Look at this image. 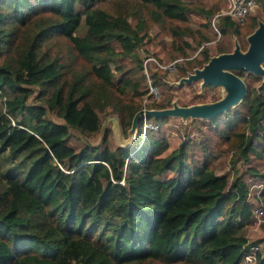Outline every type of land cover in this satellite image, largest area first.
I'll use <instances>...</instances> for the list:
<instances>
[{"label":"trees","instance_id":"16d2710c","mask_svg":"<svg viewBox=\"0 0 264 264\" xmlns=\"http://www.w3.org/2000/svg\"><path fill=\"white\" fill-rule=\"evenodd\" d=\"M225 1L205 8L186 0H0V153L27 163L0 173V264H246L241 255L253 241L244 228L256 205L246 197L247 178L264 182L259 76L236 71L245 83L242 108L222 121L212 116L217 123L201 127L196 147L183 137L167 149L164 116H137L135 137L127 133L147 88L136 45L148 27L160 30L154 37L171 36L170 57L185 56L211 38L189 28L187 11L208 16ZM254 16L219 14L215 22L245 48ZM209 55L201 45L174 62L177 73ZM124 57L133 64L123 66ZM149 75L163 85L158 69ZM107 104L131 142L112 143L106 126L97 141L86 139L99 131ZM47 110L62 121H47ZM220 146L250 163L231 175L215 170ZM255 264H264L259 251Z\"/></svg>","mask_w":264,"mask_h":264},{"label":"rangeland","instance_id":"374dc122","mask_svg":"<svg viewBox=\"0 0 264 264\" xmlns=\"http://www.w3.org/2000/svg\"><path fill=\"white\" fill-rule=\"evenodd\" d=\"M186 1H201L204 2L205 8H208L210 5V0H186ZM257 4V5H256ZM249 9V12L254 13V25L251 30L257 25L258 21H264V8H262L258 3ZM224 4L220 5L214 11L210 12L208 16H205L203 13L195 12V11H187V24L189 25L190 29H203L207 31L211 38L208 40H203L199 44L195 45L194 47H187L186 48V55L185 56H174L170 57L166 47L171 42V36L169 34L163 33L160 34L159 37H154L155 32L160 31L156 25H151L146 30L147 37H144L143 40L140 41L138 45H136L137 52L139 54L141 64H142V71L144 72V79L146 83L152 82L151 76L149 75V68L158 69V71L162 74L163 85L159 87L156 84V91L154 94H149L146 90L140 94L139 98V106L133 112L143 108H160V107H153L149 105L153 101H162L165 102L168 99V104L161 107H171L174 104L176 105H190V104H198V103H208L215 99L221 97L226 88L223 84L219 83H204L200 77L190 78L189 80H185L181 78L182 76L186 75L187 72L193 71L195 67H192L190 70H187L184 74L179 75L177 73L176 67L174 66L175 61H180L182 58H192L198 54V50L201 45L206 44L207 49L210 52V55L215 52L214 46L217 42L221 44H228L229 50L234 46L235 43L238 44L239 49L243 50L241 46H239L238 40L235 36L227 33L225 35L220 34L219 29L216 25V17L215 15L220 9H222ZM258 8V9H257ZM257 9V10H256ZM204 22H208V24H203ZM250 30V31H251ZM144 29L140 28L137 33L140 35ZM249 31V32H250ZM245 33V47L247 45L246 36L249 33ZM189 37V33L185 35ZM154 37V38H153ZM262 65L263 60L260 61ZM121 64L123 66H131L133 62L129 60L128 57L121 58ZM238 68H232V71L236 73ZM245 72L253 73L259 76V80H253V83H260L262 81V74L255 73L252 71L244 70ZM243 72V75L245 74ZM242 79V77H241ZM243 80V79H242ZM264 82V81H263ZM262 82V83H263ZM245 84V83H244ZM36 90V86H32L31 94ZM30 94V95H31ZM241 97L237 98L236 100L232 101L228 106H226L222 111L219 113L221 114L217 120L222 121L223 117H227L232 112H235L242 107L239 106L238 102ZM99 117H101V127L98 132L95 134L89 135L86 137L89 141L95 142L100 138L101 130L104 126L108 129V134L110 136L112 143H128L132 140H127L124 135H121L116 116L113 112H110V106L107 104L101 110H99ZM218 113V114H219ZM227 114V115H225ZM146 113L142 111L138 116H144ZM165 118L163 121L158 122L164 135L168 138V146L167 149L175 146L178 140L183 137H188L190 141V146L196 147L198 145L199 139L202 137L201 127L210 129L214 124H211L209 121L212 116H200V115H191L185 112H169L166 114H162ZM46 120L49 122L52 121H62L61 117L55 115L53 111L47 110L46 113ZM137 119V117H136ZM143 124L148 125L150 120L143 119ZM132 121V118H131ZM131 121L130 125L127 128V133L130 131L131 137H135L136 135V120L134 126L131 128ZM206 132V131H205ZM79 139H84V137H80ZM76 145V143H74ZM224 147V146H220ZM192 148L191 150H193ZM190 155L189 158H193V152L189 151ZM193 155V156H192ZM234 158V165H230L231 159ZM257 164L260 163V160H255ZM250 163L249 160H243L239 154L236 153V150L233 148H220L219 152L217 153V158L214 164V168L217 171L221 170H230V175L233 172H237L246 165ZM27 163L25 161L18 160V157H10L6 152L0 153V173L6 172L12 169L18 168H25ZM264 171V168H263ZM252 178V177H251ZM247 178V194L246 197L254 201V203H263V197L257 193L256 187L259 191L263 188L264 182L254 180L253 178ZM258 182H261V185H258ZM263 217H258L253 214V219L248 223L245 228V234L247 240L250 242L258 243L259 252L261 255H264V229L260 227L259 222Z\"/></svg>","mask_w":264,"mask_h":264},{"label":"water","instance_id":"95a60500","mask_svg":"<svg viewBox=\"0 0 264 264\" xmlns=\"http://www.w3.org/2000/svg\"><path fill=\"white\" fill-rule=\"evenodd\" d=\"M247 45L241 50L235 43L230 50L220 51L209 55V57L193 71L187 72L181 78L200 77L204 83H219L226 88L224 94L208 103L190 105H176L171 107H160L156 109L143 108L137 110L131 121V128L135 124L136 117L144 111L146 114L161 116L169 112H185L191 115L214 116L222 111L228 104L242 97L245 92V84L241 77L232 71V68L244 69L262 74L264 81V21H258L257 25L247 34Z\"/></svg>","mask_w":264,"mask_h":264},{"label":"built area","instance_id":"2783aa9c","mask_svg":"<svg viewBox=\"0 0 264 264\" xmlns=\"http://www.w3.org/2000/svg\"><path fill=\"white\" fill-rule=\"evenodd\" d=\"M256 4V0H226L222 9H220L215 15L219 14H228L234 17L239 22H242L246 12ZM147 91L149 94H154L156 87L154 84L147 83ZM258 185H261V182H258ZM257 193L259 189L256 187ZM253 214L258 217L264 216V205L258 203L253 208ZM262 219V218H261ZM259 251L258 243L251 242L244 253L241 255L242 261L246 264H255L256 262V253Z\"/></svg>","mask_w":264,"mask_h":264}]
</instances>
